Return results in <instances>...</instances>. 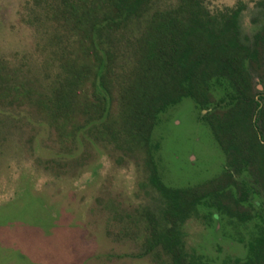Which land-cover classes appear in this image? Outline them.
Masks as SVG:
<instances>
[{
	"label": "rangeland",
	"instance_id": "374dc122",
	"mask_svg": "<svg viewBox=\"0 0 264 264\" xmlns=\"http://www.w3.org/2000/svg\"><path fill=\"white\" fill-rule=\"evenodd\" d=\"M260 1L201 3L216 17L241 8L238 35L250 49L253 35L264 28ZM46 2L54 0H0V264H164L146 242L145 226L159 215L161 197L149 181L144 154L104 149L89 137L90 124L72 142L61 140L32 106L29 90H43L53 71ZM262 61L256 69L250 63L254 71L246 62L259 90ZM224 85L228 93L227 84L214 82L205 109L190 98L167 108L149 137L158 182L209 194L179 225L185 260L203 264L243 261L264 227L258 162L242 167L205 120L226 107Z\"/></svg>",
	"mask_w": 264,
	"mask_h": 264
},
{
	"label": "trees",
	"instance_id": "16d2710c",
	"mask_svg": "<svg viewBox=\"0 0 264 264\" xmlns=\"http://www.w3.org/2000/svg\"><path fill=\"white\" fill-rule=\"evenodd\" d=\"M173 1L46 2L53 21V71L46 87L30 89L28 96L61 140L72 142L90 124L89 137L104 149L144 154L149 181L161 197L159 215L145 226L148 249L159 251L164 264H203L185 260L179 225L209 194L158 182L148 149L155 119L183 98L205 109L214 82L227 84L229 106L205 120L231 158L241 154L258 161L264 179V147L256 131L264 109L250 95L243 65L248 52L236 37L237 10L216 17L201 0ZM226 264H264V227L248 243L243 261Z\"/></svg>",
	"mask_w": 264,
	"mask_h": 264
},
{
	"label": "flooded vegetation",
	"instance_id": "af4514ba",
	"mask_svg": "<svg viewBox=\"0 0 264 264\" xmlns=\"http://www.w3.org/2000/svg\"><path fill=\"white\" fill-rule=\"evenodd\" d=\"M257 5L262 10H264V1L258 2ZM236 10H237V15H236V20H237L239 14L241 12V8H237ZM237 25L238 24H235V26H236V37H237L238 43L241 47L245 48L248 52V55H246V57H244L243 65H244V70H245V73L247 74L248 83L250 86V95L253 97V101H254L253 105L258 104L259 109H264V88H262L261 90H259L258 87H256L255 89L253 88L252 79H251L250 73H248V68L246 67V62H249V70L254 71V69H256L257 67H261V61L262 60H263L262 64H264V28L260 27L261 30L259 29L253 35L252 47L249 49L247 46L244 45V42L241 41L242 39L239 38ZM250 63H254V65H255L254 69ZM247 66H248V63H247ZM225 100H226V107H227V106H229L228 102L230 99H225ZM257 127L258 128L256 131H257L258 140H259L260 144L264 147V121L257 122ZM236 157L240 158V160H241L240 165L242 167L244 165V167L248 168L249 166H252L251 164L254 162V160H246L241 154L236 155ZM258 164H259V162H258ZM240 174H242V173H240Z\"/></svg>",
	"mask_w": 264,
	"mask_h": 264
}]
</instances>
